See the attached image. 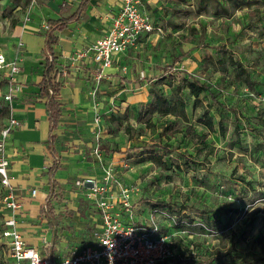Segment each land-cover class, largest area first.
<instances>
[{
    "label": "rangeland",
    "instance_id": "374dc122",
    "mask_svg": "<svg viewBox=\"0 0 264 264\" xmlns=\"http://www.w3.org/2000/svg\"><path fill=\"white\" fill-rule=\"evenodd\" d=\"M49 1L0 0V49L16 44L12 39L15 25L28 22L37 3ZM148 1L146 13L160 32L148 36V42L123 58L122 67H116L120 89L111 90L109 85L103 98L94 88L88 93L93 101L90 120L75 117L76 125L88 126L81 133L88 143L83 150L91 163L88 169L95 170L94 178L110 176L115 205L122 203L123 188L130 192L132 221H154L178 249L174 260L190 259L189 264H195L217 255L259 258L264 263L255 243L264 236V150L254 151L264 141V0ZM75 2L63 0L60 12L67 13ZM101 18L106 20V14ZM221 44L259 86L250 88L236 76L227 55L212 49ZM43 46L39 38L38 52ZM184 53L171 71L172 79L166 73L165 80L158 81L173 59ZM188 77L206 84L222 105L217 108L202 94L193 108L187 91L180 93L188 126L195 134L206 135V147L191 134L183 136L186 124L181 120L143 115V107L152 98L150 89L171 97ZM204 111L212 118L213 133L198 122ZM219 119L224 138L217 131ZM164 143L170 154L155 150L162 157L161 165L140 162L147 157L141 156L144 146ZM128 149V154H122Z\"/></svg>",
    "mask_w": 264,
    "mask_h": 264
},
{
    "label": "crops",
    "instance_id": "0c3cea01",
    "mask_svg": "<svg viewBox=\"0 0 264 264\" xmlns=\"http://www.w3.org/2000/svg\"><path fill=\"white\" fill-rule=\"evenodd\" d=\"M62 2L63 0H50L47 5L37 3L31 11V19L24 24L15 25L12 39L17 43L0 49L9 58L16 45L23 43L20 50L21 85L13 93L10 102L3 101V96L8 93V86L6 82L0 81V106L5 107V112L0 115V127L9 117L21 124L11 132L5 150L10 161L11 184L21 200V211L16 216L17 229L29 247L42 251L44 243H51V253L55 260L66 255L67 248L86 244L90 231L98 220L84 195L85 190L74 186L75 180L96 174L95 170L88 169L91 163L83 155L88 143H85L81 133L86 132L87 123L79 127L75 124V117H82L83 122L90 120V104L93 101H90L88 93L94 88L102 96L106 95L109 85L111 90L119 88L117 85L121 82L120 77H117L116 67H122L121 63L129 52H135L128 51L120 55L112 68L103 70V78L98 83L94 82L95 68L89 60L83 61L80 71L74 70L69 60L71 55L89 46L108 31L110 17L117 12L121 0H91L79 22H71L66 29L54 32L57 42L49 47L44 25L49 20L71 16L80 0H76L67 13L60 12ZM91 3L95 5L92 7ZM148 4L149 1L144 0L145 13ZM105 14L106 20L101 18ZM143 37L145 41L140 42L139 46L150 40L147 34L142 35ZM39 38L44 43L41 52L36 49ZM47 52L51 54V58L46 56ZM46 66L50 67L47 74L50 84L60 85L56 101L62 111L54 127L47 114L48 98L40 97L38 87L45 75ZM63 67L67 70V77L53 83L54 74ZM49 151L58 160L51 166L47 164ZM32 188L39 192L35 198L28 196ZM72 189L77 193H72ZM65 193H71V197ZM43 194L47 195L46 202L52 221L44 214ZM80 200L83 207H80ZM54 227L57 228L56 231ZM5 257L7 261H11L10 257Z\"/></svg>",
    "mask_w": 264,
    "mask_h": 264
},
{
    "label": "built area",
    "instance_id": "2783aa9c",
    "mask_svg": "<svg viewBox=\"0 0 264 264\" xmlns=\"http://www.w3.org/2000/svg\"><path fill=\"white\" fill-rule=\"evenodd\" d=\"M36 2L31 0V4ZM143 4L144 0H121L117 12L110 17L108 31L71 55L72 68L80 71L83 61L89 60L95 68L94 82L98 83L103 78L104 69L112 68L123 53L138 48L142 35L160 32L144 12ZM43 29L48 30V26L44 25ZM22 47L19 42L9 58L0 52V81L8 86V93L3 96L4 102H10L21 85ZM46 56L51 58L49 52ZM66 77L67 70L63 67L54 74L53 83ZM48 94L49 97L52 95L51 89ZM20 126L18 120L9 117L0 127V264H161L178 256V249L168 236L158 231L154 221L148 224L132 221L128 200L130 192L126 188L121 190V205H115L109 187L110 176L107 174L101 179L85 177L74 182L75 187L85 190L84 195L98 219L86 244L67 248L66 255L57 257V260L53 259L51 243H44L42 251L27 246L17 229L16 216L21 211V200L11 184L10 161L5 151L11 132ZM47 157L49 166L58 162L50 151ZM38 193L37 189L32 188L28 196L35 198ZM43 197L44 214L52 221L47 195L43 194ZM54 230L57 228L54 227ZM5 256L10 257L11 261H7Z\"/></svg>",
    "mask_w": 264,
    "mask_h": 264
},
{
    "label": "trees",
    "instance_id": "16d2710c",
    "mask_svg": "<svg viewBox=\"0 0 264 264\" xmlns=\"http://www.w3.org/2000/svg\"><path fill=\"white\" fill-rule=\"evenodd\" d=\"M91 0H80V3L76 9V11L69 17L67 18H62L59 20H49L47 21V25H48V30L46 31V43L47 46H51L53 44H56L57 42V38L54 35V32L56 31H62L64 29H66L68 27V25L71 22H79L83 16V14L85 13L88 4ZM227 1H231L234 2V0H227ZM151 20V19H150ZM152 22V20H151ZM153 24V22H152ZM154 25V24H153ZM145 41V37L142 38V36L139 38V42H144ZM215 52H221L225 55H227V60L229 62V64L231 66H233L236 69V76L241 77L243 82L249 86L250 88L252 87H256L259 86L258 83H255L251 80L250 75L248 74V72L243 68L242 63L240 62V60L233 55V53L226 48V46L224 44L215 46L212 48ZM133 51V50H131ZM130 53V52H129ZM186 56V53L177 56L176 58L173 59L171 65H169L168 67H166L163 70V76L160 77L158 79V81H163L165 80L164 78V74H168V79L171 78V71L173 70L174 66L176 64H178L184 57ZM222 64V62H221ZM50 70V67L46 66V71H45V75L41 81V83L39 84V92H40V97L42 98H48V102L46 105V109H47V114L49 117L50 122L52 123V126L54 127L57 123V121L59 120L60 116H61V108H60V104L56 101L58 95H59V90H60V85L59 84H50L49 79L47 78V74ZM172 79V78H171ZM157 82V80H156ZM171 86V85H169ZM51 89L52 90V95L49 97L48 94V90ZM187 91V94L189 97H191L193 99V108L197 106V104L200 102L199 101V97L202 94H207L209 96V99L211 102H213V104L217 107V108H222V105L220 103H218L216 96L210 92L209 87L204 84L201 83L195 79L192 78H184L183 79V83L180 85H177L174 89V93L172 94L171 97H167L165 95H163L160 91L156 90V89H150L149 94L151 95V101L148 103L147 106L143 107V115H157L158 117H172L174 119H179L182 122H184L186 124V128L183 131V136L188 137L189 134H191V137L194 138L197 141H200L203 147H206L205 144V139H206V135L202 134V135H197L192 131L191 126H188V119L186 116V103L184 101V99L180 96V93L183 90ZM5 112V107L0 106V115L3 114ZM233 115L235 116V113H233ZM206 130L208 133H213L214 132V125L212 122V118L211 116L208 114L207 111L203 112L202 118L198 121ZM170 126V124H169ZM165 130H169L170 127H168L166 125V127H164ZM127 130V129H126ZM217 131L218 134L221 138H224L225 136V128L223 126L222 120L219 119V121L217 122ZM177 132H181V131H174V133ZM237 141V139H236ZM264 146V141L262 144H259L256 146V148L254 149L255 152H259L263 149ZM169 149V145H167L166 143L160 145V144H153L150 146H144L141 149V156L143 154H147V157H141L140 162H143L145 160H149L152 163L156 164V165H161V156L155 153V150L157 151H161L163 152V154L167 155L170 154ZM134 150L133 149H130ZM129 149L122 152V154H128ZM119 153V152H118ZM184 165H186L187 167V160L184 161L183 163ZM180 168L178 167V170ZM155 206V204L153 205ZM255 243H257V246L259 248V253L264 256V236H259L256 240ZM175 259V258H174ZM170 260V261H166L164 263L161 264H189L192 261L190 259L188 260ZM262 259H248L246 257L240 258V257H229L227 259H224L223 257L220 256H212L209 257L208 259H205L203 261H195V264H211L212 262H215L216 264H264L261 263Z\"/></svg>",
    "mask_w": 264,
    "mask_h": 264
}]
</instances>
